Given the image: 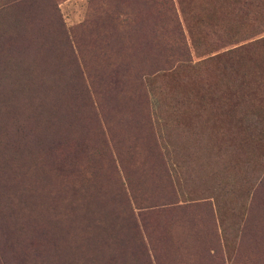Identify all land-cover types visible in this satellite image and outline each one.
<instances>
[{"label":"rangeland","instance_id":"obj_1","mask_svg":"<svg viewBox=\"0 0 264 264\" xmlns=\"http://www.w3.org/2000/svg\"><path fill=\"white\" fill-rule=\"evenodd\" d=\"M169 7L0 0V99L9 75L24 80L19 149L32 148L17 155L31 189L0 184V264L77 261L59 234H124L112 247L124 264H264V0ZM176 23L187 62L170 51ZM84 174L107 205L88 203Z\"/></svg>","mask_w":264,"mask_h":264},{"label":"trees","instance_id":"obj_2","mask_svg":"<svg viewBox=\"0 0 264 264\" xmlns=\"http://www.w3.org/2000/svg\"><path fill=\"white\" fill-rule=\"evenodd\" d=\"M25 1L28 2V0ZM161 2L166 6V11L171 13V7H169L170 0H161ZM239 8H240L239 10L242 9L244 10L245 17H248L250 15V10H251L250 3L244 1L242 6ZM166 16L167 15L165 14V17ZM7 21H9L7 23V27L9 28V30L21 29L19 25L21 26L23 25L22 19L20 20L14 18L13 20H7ZM9 30H7L6 32H9ZM260 33H264V30L260 29ZM16 36L20 38L21 35L17 34ZM172 36H173V44L170 48L172 55L179 58L181 62L190 61L191 57L186 43V39L183 35L181 28L177 26V23H176V27L175 26L173 27ZM3 38H5V36H3ZM1 40L2 37L0 36V42ZM10 40H15V37H9V41ZM23 81H24L23 79L13 78L12 76L9 75V77L5 79L3 82V85L5 87H8V89L3 93L0 99V105H4V106H0V184H4L5 186L11 185V187L17 188L20 178L21 185H23L26 189H31L30 185L26 186L22 183L21 171L20 168L18 167V158H17V155H20V157L26 161L29 159V154L32 153V148H28L27 150H25V148L19 149L20 140L18 137L22 133V131L20 130L19 125L17 123V119L20 116V111L16 106H19L18 102L21 101L24 102L25 100L23 99L25 95H18L19 87L21 88V83ZM28 100H30V98ZM7 103L8 105H6ZM66 112L68 111L67 110L62 111L59 115L53 116V123L57 125H62L67 116ZM65 129H67L65 132L67 136L72 129V124L70 121H69V127L67 125ZM42 134L43 137L45 138L46 136L44 131ZM40 140H42V138ZM59 168L60 167L57 164L54 169H56L55 171L60 172L61 169ZM32 172L29 175V177H31V180H35V181L39 180L37 189H39V191L44 192V189L48 188L50 183L49 184L46 183L45 179L42 178L40 179V177L37 174L32 175ZM78 176L80 177L81 175L78 174ZM85 176L86 175L84 174L83 177L80 179L79 183L86 181V184H89L88 189L85 191L87 193V197L90 198L88 203L91 204L93 203L94 200H96L99 203V204H95L97 206H102V204L107 205V200L109 199V191L104 189L102 185H99V181L96 180V177H93L92 179L90 178L91 180H87L86 178H84ZM83 186L81 185L78 188L73 186L72 189L75 191L76 194H78L79 192L84 191ZM26 189H24L23 191H25ZM49 191L51 190H47L46 192ZM28 192H30V190ZM13 195L15 196L18 194H13ZM112 195L114 198L119 199L118 193L114 192L112 193ZM59 196L60 194H56L54 199L58 198ZM81 205H83V203L79 198L74 199V201L72 202V207H78ZM13 215L14 214H12V216ZM124 220L125 218H123L121 222H123ZM124 229L126 230V227L123 225V227H121L119 231L121 232ZM59 235L62 239L64 238L70 239L69 254L74 256L77 261H71L69 263H67L66 261H64L63 263L57 262V264H124V262L118 263L115 260L114 257L116 253H114L112 249L113 246L116 247L119 245L123 246V244L126 243V240L124 239V234H83L82 236H80L79 234H59ZM81 240L87 242V246H86L87 251L84 254H82V256H80L81 260H79L76 257V253L78 252L79 249L83 248V246L79 247V243H81ZM55 250H58L57 244ZM108 250H110L111 252L110 254H108ZM97 252L101 253V255H97ZM122 254H125V250L122 251ZM100 257L102 258L106 257L108 258V261L99 262ZM113 260H115V262H113Z\"/></svg>","mask_w":264,"mask_h":264}]
</instances>
